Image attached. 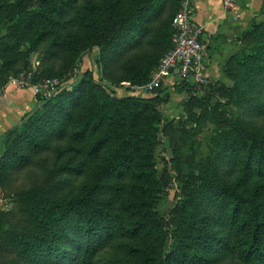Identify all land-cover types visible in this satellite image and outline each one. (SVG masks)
Returning a JSON list of instances; mask_svg holds the SVG:
<instances>
[{
	"label": "trees",
	"instance_id": "1",
	"mask_svg": "<svg viewBox=\"0 0 264 264\" xmlns=\"http://www.w3.org/2000/svg\"><path fill=\"white\" fill-rule=\"evenodd\" d=\"M31 1L6 7L16 21L0 34V61L11 64L22 41L49 43L46 57L62 54L73 77L70 91L60 85L4 133L0 180L36 159L43 179L23 194L24 222L5 234L12 257L0 264H264V13L223 67L233 86L219 83L240 113L212 135L170 229L157 209L167 185L155 166L159 99L195 83L119 96L81 70L97 50L110 82L146 86L172 47L183 0ZM45 79L54 78L35 82ZM50 151L52 166L42 157Z\"/></svg>",
	"mask_w": 264,
	"mask_h": 264
},
{
	"label": "rangeland",
	"instance_id": "2",
	"mask_svg": "<svg viewBox=\"0 0 264 264\" xmlns=\"http://www.w3.org/2000/svg\"><path fill=\"white\" fill-rule=\"evenodd\" d=\"M31 3V0H0V4L4 6L3 9L0 8V34L8 33L16 21L13 12H8L6 7L17 9L18 5L22 4L29 8ZM258 20L261 21L262 17ZM48 45L49 43L35 45L22 41L13 51L11 64L0 61V160L3 156L4 133L17 125L32 109L31 106L27 108L26 101L30 102L29 97L10 90V79L15 72L19 71L20 74L22 69H33L41 79L54 78L60 85L65 84L61 92L71 90L67 84L72 81V67L64 62L62 54L48 59L45 54ZM98 58L97 50L93 52L95 64H92L89 57H84L81 74L88 75L92 69L95 79L119 96H145L143 87L110 82L104 75L103 66L97 62ZM216 83L226 87L233 86L229 78L220 81L210 79L206 83H195L193 88L190 87L182 93L171 88L169 96L162 95L159 99L162 123L155 166L159 176L167 179V185L160 195L157 209L170 229L176 219L174 211L185 197L188 176L191 172L198 171L200 163L210 153L212 135L229 127L231 118L240 113L236 107L228 104L229 92L220 85L216 86ZM256 122L259 126H264V118L256 119ZM42 157L47 158L45 160L48 165L52 166L55 155L51 151ZM38 161L39 159H36L31 167L18 173H10L5 180H0V257H12L11 252L5 255L6 252L2 249L5 234L10 230H21L24 222L23 194L34 185H39L43 179ZM71 184L78 188L80 182L72 181Z\"/></svg>",
	"mask_w": 264,
	"mask_h": 264
},
{
	"label": "built area",
	"instance_id": "3",
	"mask_svg": "<svg viewBox=\"0 0 264 264\" xmlns=\"http://www.w3.org/2000/svg\"><path fill=\"white\" fill-rule=\"evenodd\" d=\"M241 0H223L227 13L239 12ZM191 0H183L179 12L172 21V47L161 59L152 73L151 81L143 87L146 96L153 95L162 85L171 82L206 83L210 80L204 62V48L201 42L204 29L192 17ZM33 69L23 71L10 79L9 87L19 92H29L38 101L47 100L58 91L59 81L45 79L35 82Z\"/></svg>",
	"mask_w": 264,
	"mask_h": 264
},
{
	"label": "crops",
	"instance_id": "4",
	"mask_svg": "<svg viewBox=\"0 0 264 264\" xmlns=\"http://www.w3.org/2000/svg\"><path fill=\"white\" fill-rule=\"evenodd\" d=\"M191 2L194 9L193 18L204 29L201 42L207 75L210 79L218 81L228 80L223 67L232 55L240 51L239 36L247 32L255 20L259 21L258 19L262 17L264 0H241L239 12L236 14L225 11L223 0H191ZM19 93L30 98V102L26 101L27 108L30 106L33 108L37 103L29 92Z\"/></svg>",
	"mask_w": 264,
	"mask_h": 264
}]
</instances>
